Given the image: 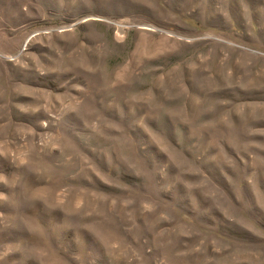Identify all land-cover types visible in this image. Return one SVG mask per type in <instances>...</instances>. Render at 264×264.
Returning a JSON list of instances; mask_svg holds the SVG:
<instances>
[{
	"label": "rangeland",
	"instance_id": "obj_1",
	"mask_svg": "<svg viewBox=\"0 0 264 264\" xmlns=\"http://www.w3.org/2000/svg\"><path fill=\"white\" fill-rule=\"evenodd\" d=\"M0 264H264V0H0Z\"/></svg>",
	"mask_w": 264,
	"mask_h": 264
}]
</instances>
